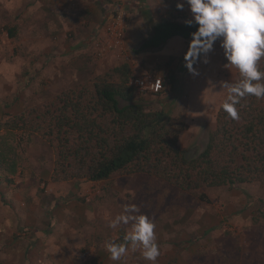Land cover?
<instances>
[{"label":"rangeland","instance_id":"obj_1","mask_svg":"<svg viewBox=\"0 0 264 264\" xmlns=\"http://www.w3.org/2000/svg\"><path fill=\"white\" fill-rule=\"evenodd\" d=\"M124 3L132 39L126 36L125 52L96 57V39L118 3L0 0V123L129 63L136 75L163 77L161 95L139 96L148 111L163 110L184 123L180 147L190 160L199 158L227 96L221 84L237 82L239 72L227 66L220 40L197 58L196 74L185 67L190 45L181 38L136 54L160 19L191 14L186 4L177 9L183 0ZM18 134L19 172L10 180L0 172V264H150L139 250L113 261L105 248L130 231L131 224L108 226L126 205H136L155 223L161 252L156 264H264V184L183 193L147 174L56 182L55 150L41 135Z\"/></svg>","mask_w":264,"mask_h":264},{"label":"trees","instance_id":"obj_2","mask_svg":"<svg viewBox=\"0 0 264 264\" xmlns=\"http://www.w3.org/2000/svg\"><path fill=\"white\" fill-rule=\"evenodd\" d=\"M190 19L166 16L153 25L135 53L160 51L176 37L190 45L198 27L189 26ZM260 68L264 70V60ZM135 76L132 66L123 63L0 123V172L7 180L18 174L15 139L21 133L41 135L55 150L56 182L147 174L183 193L264 184V99L241 101L239 120L229 118L221 106L206 150L190 160L179 144L184 123L163 110L148 111L132 85ZM199 197L208 202L206 194Z\"/></svg>","mask_w":264,"mask_h":264},{"label":"clouds","instance_id":"obj_3","mask_svg":"<svg viewBox=\"0 0 264 264\" xmlns=\"http://www.w3.org/2000/svg\"><path fill=\"white\" fill-rule=\"evenodd\" d=\"M185 4L192 17L186 23L198 25L184 57L185 67L196 74L193 64L197 58L213 50L214 43L220 40L227 66L235 67L240 75L235 83L222 82V88L227 90L222 110L232 120H239L237 106L241 101L247 97L264 99V70L260 68L264 60V0H183L176 7L183 10ZM129 224L130 231L122 242H105L110 259L120 261L130 250H139L145 261L156 264L161 252L153 220L140 214L136 205H126L108 226L115 229Z\"/></svg>","mask_w":264,"mask_h":264},{"label":"built area","instance_id":"obj_4","mask_svg":"<svg viewBox=\"0 0 264 264\" xmlns=\"http://www.w3.org/2000/svg\"><path fill=\"white\" fill-rule=\"evenodd\" d=\"M119 4L105 19L101 35L95 42L96 57H105L109 53L125 52L126 36L130 25V14L125 6V0H112ZM159 84L157 88L156 85ZM132 85L139 93L159 95L165 90L163 77L151 74L136 75Z\"/></svg>","mask_w":264,"mask_h":264},{"label":"crops","instance_id":"obj_5","mask_svg":"<svg viewBox=\"0 0 264 264\" xmlns=\"http://www.w3.org/2000/svg\"><path fill=\"white\" fill-rule=\"evenodd\" d=\"M141 1V0H140ZM149 2V1H148ZM133 3H136V2H133ZM142 3V2H141ZM150 3V2H149ZM148 3V4H149ZM147 5V4H146ZM133 6H135V5H133ZM140 6V7H139ZM137 5L136 7H137V13L139 14L140 12H139V10L138 9H140L141 8V6H142V4H140V5ZM148 8H150L153 12H155L153 9H155L154 7H152V5L151 6H149L148 5ZM141 11V10H140ZM93 12V11H92ZM145 11H143V13H144ZM137 13H134L133 15H134V17L135 16H137L138 14ZM145 14V13H144ZM148 14V13H147ZM97 18V21H99V19H98V17H96ZM96 18H94V19H96ZM162 19H160L158 22H160ZM157 22V23H158ZM133 31H134V24L132 25L131 24V26L129 27V30L127 31V38H128V40H130V39H132V35H133ZM172 40H175L174 38L172 39ZM176 40H178V39H176ZM171 41V40H170Z\"/></svg>","mask_w":264,"mask_h":264}]
</instances>
